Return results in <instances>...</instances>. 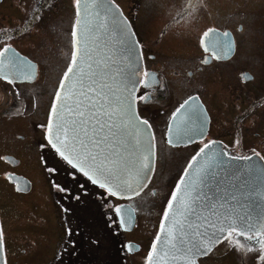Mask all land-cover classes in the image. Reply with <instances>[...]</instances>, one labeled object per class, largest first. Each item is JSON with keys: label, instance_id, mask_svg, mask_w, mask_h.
Returning a JSON list of instances; mask_svg holds the SVG:
<instances>
[{"label": "flooded vegetation", "instance_id": "flooded-vegetation-1", "mask_svg": "<svg viewBox=\"0 0 264 264\" xmlns=\"http://www.w3.org/2000/svg\"><path fill=\"white\" fill-rule=\"evenodd\" d=\"M113 1L127 17L140 46L141 69L136 92V106L138 114L151 125L154 137V168L147 186L140 192V195H143L147 190L155 193V182L161 183L167 177L165 169L167 167L166 157L169 153L180 150L185 152L175 167L173 163L171 164V168L174 167L177 174L169 185L157 219L150 224L153 233L150 234L148 241L142 243L130 237L124 241L126 243L131 240L139 244L136 250H133L134 252H140L143 245L145 246L143 261L145 264L167 201L191 157L204 144L218 141L219 146L228 155L235 157L257 156L264 162V148L262 147L264 138L260 139L261 142L249 140L245 133L246 126L242 122L257 105L264 104V91L258 97L249 100L247 106L240 107L239 103H242L241 89L244 88L237 89L235 103L240 110L233 120L224 121L226 125L233 126L232 131L227 133V137L214 133L217 121L215 107L211 103L215 102L210 99L209 95L211 82L219 88L220 81L224 78L227 79L225 77L226 68L228 71L233 70L234 65H239L237 69L233 70L237 84L246 85L259 81L257 77L259 74L256 70L250 67L241 69L239 60L241 58L242 61L243 57L239 51L242 48V43H248V46H245L250 48L252 45L250 40H256L258 44L253 47H258L262 45L261 40L264 38L259 41L260 38L256 37L257 33L254 34L251 31L253 28L248 30V37L239 36V33L245 29V20H252V17L245 16V10H241L242 14L235 15L238 10L233 11L227 6L221 9L214 3L209 11L205 8V5L208 6L207 1L209 0H197L195 4H190L189 0H177L182 2V6L176 14L168 17L169 19L162 24L156 37L151 39L154 46L149 48L148 40L136 28L131 14H128L123 4L116 0ZM143 1L145 5H142L137 11L140 22L153 18L156 13L157 0ZM77 8L75 0H0V35L8 33L11 37L0 39V50L5 46H10L17 57V68L11 70L12 73H15V78L11 73L9 75L13 82L10 84L7 80L0 79V162L5 167L2 172L6 183L10 185L14 193L23 195L31 191L34 186L32 178L21 171L25 164L23 153L28 158L37 153L39 163L50 179L52 190L61 195L57 203L64 211L70 210L64 203V199L76 201L84 199L85 196L92 197L91 193H94L97 188L103 190L105 194L103 195L105 212L111 213V195L105 189L94 185L81 172L73 169L51 146L47 137L51 105L63 73L67 70L66 66L71 63L74 51L72 32L78 20ZM206 9L207 11H205ZM58 10L62 12H58ZM63 13H66L67 17H62ZM206 13H210L213 19L208 18ZM186 24L187 26H185ZM193 27L199 28L195 37L197 52L185 56L184 59L171 58L170 54L160 52L158 46L164 43L188 39ZM211 29L217 31H214L213 36L210 37ZM251 35L254 37L251 38ZM243 38L244 41L241 43ZM246 57L253 58L250 55ZM205 61L207 62L205 63ZM243 93L245 92L242 91ZM246 94L250 97L253 95ZM173 96L176 100L170 103ZM186 100L189 101L190 107L186 106V114L177 127L183 128L184 134L193 133L194 135L191 140L181 141L173 146L168 143V140L173 137V133L171 135L169 132V125L173 114L177 113L176 110ZM223 101L227 102L224 98ZM147 106H154L156 111L163 115V121L158 123L152 116L145 114L142 109ZM11 123H13L12 128L19 127V130L11 129ZM260 134L258 129L253 132V135L260 136ZM26 149H30L28 153H25ZM163 169L164 171H162ZM57 173L60 174V179L56 177ZM11 174L27 177L30 187L25 190V185H20V181L16 177L11 179ZM57 185L59 188L56 187ZM96 193L102 195L99 192ZM115 198L118 199V203L128 202L134 208L133 226L124 230L126 233L134 232L139 227V217L135 204L131 203L133 199L118 196ZM107 224L110 226L111 219H107ZM0 225L6 264H11L1 201ZM237 231L240 230L237 229ZM244 233V236L233 234L239 236L238 238L251 236L257 237L259 241H264V230ZM226 235L227 232L221 237L222 241ZM220 244L221 242L215 243L208 255L198 257V264L207 261L208 257L218 250ZM243 249L245 248L243 247ZM262 254L264 253L261 252L260 256ZM260 263L262 264L264 261Z\"/></svg>", "mask_w": 264, "mask_h": 264}, {"label": "rangeland", "instance_id": "rangeland-1", "mask_svg": "<svg viewBox=\"0 0 264 264\" xmlns=\"http://www.w3.org/2000/svg\"><path fill=\"white\" fill-rule=\"evenodd\" d=\"M116 1L123 4L128 14H131L136 28L148 40L149 48L154 46L151 39L156 37L162 24L176 14L182 6V2L177 0H157L154 17L140 22L137 11L142 5H145L143 0ZM207 2L208 6L205 5V8L209 11L213 3L221 9L227 6L233 11L238 10L235 15H240L242 14L241 10H245V16L252 17V20H245V29L239 33V36L248 37V30L253 28L251 31L254 34L257 33L256 37L260 38L259 41L264 38V0H209ZM60 11L58 10V12ZM61 16L65 18L67 14L63 13ZM206 16L213 19L210 13H206ZM198 30V27H193L188 39L158 46L160 52L170 54L171 58L181 59L197 52L195 37ZM250 37L252 38L254 35ZM243 41L244 38L241 39V43ZM250 41L252 43L250 48L246 47L248 46L246 42L241 44L242 48L239 52L243 59L241 61L240 58L239 64L241 69L250 67L256 70L259 74L257 75L259 81L246 85L237 84L233 70L237 69L239 65H234L233 70L228 71L226 68L225 77L227 79L224 78L220 81L219 88L211 82L209 95L210 99L215 102L211 103L215 107L216 113L215 134H223L227 137V133L232 131L233 126L231 124L226 125L224 121L233 120L240 110L235 103L237 100L235 93L238 88H244L241 89L242 103H239L240 107L247 106L249 100L258 97L264 91V40H261L262 45L258 47H253V45L258 44L256 40ZM247 55L253 58L246 57ZM242 91L245 93L242 94ZM246 93L253 95L250 97ZM223 98L227 102H224ZM175 100L176 98L173 96L170 103ZM142 110L145 114L152 116L156 122L163 121V115L158 113L154 106H147ZM242 122L246 126L245 133L248 139L261 142L260 139L264 138V104L257 105L250 115L245 116ZM12 127L13 123H11V129L19 130V127ZM255 129L261 132L260 136L253 135ZM262 147L264 148V145ZM29 150L26 149L25 153H28ZM184 155L183 150L169 153L166 157L165 173L167 177L161 183L155 182L156 192L152 193L147 190L143 195L132 198L131 203L135 204L139 217V227L132 233H126L122 230L113 214L118 199L110 196L111 213L105 212L106 206L103 205V195L105 194L103 190L97 188H95L94 193H91L92 197L85 196L84 199L76 201L64 199V203L70 208L69 211H64L57 203L61 195L52 190L50 179L43 171L37 153L30 158L23 153L25 164L21 171L30 176L34 182L31 191L23 195L14 193L10 185L6 183L2 172L5 167L0 162V201L4 210L10 263L143 264L145 246L143 245L140 252L133 251L132 253L124 249V241L129 237L142 243L148 241L150 234L153 233L150 224L157 219L169 185L177 174L174 167ZM172 163L173 168H171ZM56 177L60 179L61 176L57 173ZM108 218L111 219L110 226L107 224ZM238 237L233 234L229 239H224L218 250L208 257L207 261H203V264H261L260 262H263L259 260L261 254L259 242L261 241L257 240V237L253 239ZM237 239L244 245L245 249L239 247Z\"/></svg>", "mask_w": 264, "mask_h": 264}, {"label": "snow or ice", "instance_id": "snow-or-ice-1", "mask_svg": "<svg viewBox=\"0 0 264 264\" xmlns=\"http://www.w3.org/2000/svg\"><path fill=\"white\" fill-rule=\"evenodd\" d=\"M75 2L78 6L77 16L79 17L82 0H75ZM196 2L197 0H189L190 4ZM89 7L88 0H83V18L77 21L80 28L79 37L76 26L73 28L74 51L71 63L66 66L67 70L63 73L59 82V90L56 92L59 108L56 103L52 105V113L56 114L55 132L53 133L55 142L50 139L49 143L73 169L82 172L94 185L98 184L100 188L106 189L111 196L132 199L133 196H139L147 186L148 172L145 170L148 169V164L145 161L148 160V155L144 152L151 154L152 142L149 141L147 146L144 145L141 127L126 122L125 118L131 107L130 97L114 98L112 85L106 79L108 76L107 60L102 58L93 60L90 55L89 37L104 28L105 24L100 19V13L97 12L93 16ZM97 20L100 22L96 23ZM9 38L11 37L8 33L0 35V39ZM77 47L79 55L76 51ZM89 60L93 62L88 63ZM85 64L87 67H84ZM15 68H17L16 54L10 46H5L0 50V79H5L11 84L13 79H10L9 75L11 73L15 78V73L11 72ZM62 91L67 95L62 96ZM186 106L190 107L188 100L176 112H181ZM175 119L176 114L174 113L173 121ZM140 124L150 128L147 120L141 121ZM48 128L52 133L51 116ZM169 131L173 133V137L168 140L170 145L175 146L182 141L183 128L170 124ZM61 135L66 138V142L61 141ZM189 139L191 140L192 137ZM58 143L60 147H57ZM210 146L211 142L204 144L191 157L184 177L171 193L163 215V221H167L168 226L166 227L165 223L161 222L160 231L164 233V237L163 239L160 235L156 237V242L153 243L152 251L148 256L149 264H153V253H156L157 264L161 253L165 257L172 256L173 258L179 253L185 257L186 264H196L197 257L206 256L212 251L211 244L222 242L221 237L216 236L214 231H209L216 227V223L212 216L206 215L201 208L199 185L212 160V157L206 153ZM65 152L70 155H65ZM138 152L140 156L136 164L130 166L129 157L135 156ZM202 160L204 163H201ZM56 187L59 188L58 185ZM215 208L216 205L212 204L211 209ZM133 211L131 206L127 209L123 206L116 208L117 214L123 216L130 217ZM227 228V235L223 239H229L233 233L239 236L245 235L243 231L238 232L234 224L228 225ZM224 231L225 228H220V232ZM245 238L253 239L251 236ZM158 243L161 245L159 249L157 248ZM259 243L260 251L264 253V241ZM237 244L240 248L244 247L239 240ZM259 259L264 261V254Z\"/></svg>", "mask_w": 264, "mask_h": 264}, {"label": "water", "instance_id": "water-1", "mask_svg": "<svg viewBox=\"0 0 264 264\" xmlns=\"http://www.w3.org/2000/svg\"><path fill=\"white\" fill-rule=\"evenodd\" d=\"M88 3L90 5L89 11L93 14V16H95V13L99 12L100 19H102L105 24L104 28L99 29L98 32L89 37L90 55L93 60L101 58L107 60L108 76L106 79H108V83L112 85L114 98L130 97L129 103L131 104V107L128 109V114L125 118L126 122H130V124H136L141 127L143 130L142 141L144 145L147 146L149 141L152 142L151 154L147 151L144 152L145 155H148V160L145 161V163L148 164V169L145 170L148 172V181L153 171L155 153L151 126L149 125L150 128H146L140 124V122L144 119L138 115L136 109L135 94L138 86L141 65L139 45L127 17L113 0H88ZM93 4H95V6H92ZM80 11L81 15L78 17V20L83 18V0L80 6ZM91 18L92 17H90V19ZM99 22V20L96 21V23ZM76 30L79 37L80 28L78 24H76ZM211 32L212 31H210V34ZM76 51L79 55L78 47ZM92 62V60L88 61V63ZM84 67H87V65L85 64ZM61 94L62 96L67 95V93L63 91ZM53 103H56L59 108V101H56V95ZM69 103H71V100H69ZM185 114L186 108L182 109L181 112H177L175 121H173L172 118L170 124L177 127ZM50 116L53 124L52 133L49 132L48 128ZM49 118L47 123V137L49 140H54L53 133L55 132L56 114L52 113V106ZM204 128L205 126L203 127V130ZM170 133L172 135V132ZM193 135V133L184 134L183 138L185 139L182 141L185 142L190 140L189 137H193ZM60 139L61 141L66 142V138L63 135H61ZM219 145L220 143L218 141H211L210 148L206 150V153L212 157V160L210 161V166L203 177L202 183L199 185L201 208L204 210L206 215L212 216L216 223V227L214 229H210L209 231H214L216 236L222 237L228 230L227 226L232 224L243 232L263 230L264 162L257 156H249L246 159V157L241 158L228 155ZM57 147H60L59 143L57 144ZM61 150L63 151V148ZM65 155L70 154L65 152ZM139 156L140 153L138 152L135 156L129 157L130 166L136 164ZM73 162L75 163V160ZM201 163H204V161L202 160ZM184 172L177 184H179L181 178L184 177ZM11 175V179L16 177L17 180L20 181V185H25V190L30 187V181L27 177L16 174ZM233 197H235V199ZM212 204L216 205L215 209H211ZM120 206L127 209V207L131 205L127 202L117 204L115 211L116 208ZM131 208L133 209L132 206ZM213 213H215V215H213ZM117 216L123 229H130L133 226L135 211L131 212L130 217L123 216L121 214H117ZM162 221L163 216L161 222ZM163 222L167 227L168 222ZM222 227L225 228L223 233L220 232V228ZM201 230L203 231V229ZM158 235H160L161 239H163L164 233L160 231V226L156 237ZM156 237L154 242H156ZM214 244H211L210 246L212 247ZM137 245L138 244L133 241L126 243V247L130 251L137 248ZM160 246L161 245L158 243L157 248L159 249ZM153 256V264H157V261L155 260L156 253H153ZM0 264H5L2 236H0ZM145 264H149L148 258ZM158 264H186V259L179 253L176 254L175 258L172 256L165 257L163 253H161ZM196 264H198V257L196 258Z\"/></svg>", "mask_w": 264, "mask_h": 264}, {"label": "bare ground", "instance_id": "bare-ground-1", "mask_svg": "<svg viewBox=\"0 0 264 264\" xmlns=\"http://www.w3.org/2000/svg\"><path fill=\"white\" fill-rule=\"evenodd\" d=\"M212 30V32H211V34H210V37L211 36H213L212 34L214 33V31H216L215 29H211ZM138 224V223H137ZM137 226V225H136ZM224 240V239H223ZM217 248V247H216ZM214 251V250H213Z\"/></svg>", "mask_w": 264, "mask_h": 264}]
</instances>
